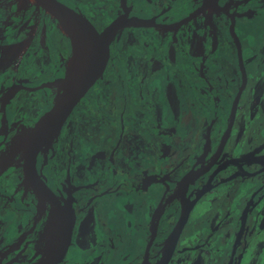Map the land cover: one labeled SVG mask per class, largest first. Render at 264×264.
<instances>
[{"label": "flooded vegetation", "instance_id": "obj_1", "mask_svg": "<svg viewBox=\"0 0 264 264\" xmlns=\"http://www.w3.org/2000/svg\"><path fill=\"white\" fill-rule=\"evenodd\" d=\"M58 1L90 18L106 34L111 53L105 72L61 130L38 144L39 177L52 191L69 192L67 201L78 213L58 264H107L111 258L108 264H161L171 229L189 208L181 244L166 264H204L235 242L241 249L234 263L243 264L249 255L250 264H264V161L258 163L264 156V0H159L167 12L155 10L154 0H147L146 10L135 4L145 0H93L92 6L90 0ZM222 8L237 17L247 70L234 116L242 71L228 32L229 15ZM95 11L107 18L98 21ZM142 18L150 27L143 26ZM85 40L77 42V65ZM151 45L156 49L149 50ZM223 47L233 71L217 60ZM73 51L74 37L40 3L0 0V264H32L57 254L64 219L72 220L69 206L65 213L57 210L33 185L24 158L31 129L72 80ZM157 76L164 80L153 89L152 99L138 102L143 84ZM100 111L104 117L94 119L91 112ZM106 115H113L118 125L113 141L107 136ZM232 117L229 141L222 146ZM154 128L158 131L152 143L148 129ZM236 153L242 163L227 164ZM140 158L147 165L143 174L135 167ZM158 158L169 160L168 170L155 174L151 163ZM87 162L91 169L103 163L113 167L110 178L113 171L123 175L126 167L134 173L127 184L118 177L113 185L100 175L89 178ZM247 163L250 171H242ZM181 164L187 166L179 175ZM193 168H205L204 174L184 180ZM240 180L251 182L242 197L241 189L234 195L224 191L239 187ZM13 185L19 189L11 195ZM168 190L174 192L165 196ZM52 214L59 221L57 250L48 253L45 230ZM113 227L122 229V238H115ZM251 245L255 257L248 251ZM130 249L135 254L126 257Z\"/></svg>", "mask_w": 264, "mask_h": 264}, {"label": "water", "instance_id": "obj_2", "mask_svg": "<svg viewBox=\"0 0 264 264\" xmlns=\"http://www.w3.org/2000/svg\"><path fill=\"white\" fill-rule=\"evenodd\" d=\"M35 1L37 4L40 3L47 12L51 13L52 15H55L61 21V24L70 33V35L80 39V41L81 39H86L85 41H83V45L86 49L85 54L82 56V61L79 63V65L75 67L76 70L75 72L77 73L76 78L75 79L73 78L70 81V83L66 84L65 90L61 93L59 97H57L54 100L53 106L38 119V121L31 129L30 137L27 141V146H26L27 150L24 158L26 174L30 177L33 185L43 190L40 192H42L43 194L49 197L51 204L55 206L57 210L59 211L64 210L65 213L66 208L69 206L71 208V212L73 211V216L71 221L70 218L68 217L64 219L66 225H65V230L61 235L62 238L61 250L57 254H54L52 257L45 258L40 262L38 260L32 263V264H58L59 259L68 250L71 231L74 226V220L76 222V219L78 218V213L76 212L73 203L67 201V199L71 198L69 192L64 191L65 193L64 192L57 193L55 191H52L51 188L39 177V173L37 170V152H38L37 150L39 146L38 144L40 143V140L43 139L44 136L48 135L50 137L52 134L57 133L61 130L62 126L67 121V119L69 118L75 107L80 103V101L84 98V96L87 94L90 88L105 72L111 53H110V46L106 34L101 33L98 26L86 15L58 0H35ZM130 2H132V0H124L125 4H130ZM218 5L221 7L219 3ZM222 10L225 9L222 8L221 11ZM163 11L167 12L165 8L163 9ZM223 13L229 15L230 21H228V32L231 36L229 37L232 39L236 47L237 60L239 62L242 71V83L237 91L235 103L233 106V116H234L235 107L238 105L241 97H243V93L247 84V70L245 67V60H244L241 40L236 32L237 17L235 16V14L234 15L230 14L227 10H225ZM146 21H147L146 19L145 20H143V18L141 19L143 26L150 27V25L146 24ZM173 26H177V24ZM228 48L229 51H231L230 45L228 46ZM234 119L235 117H232L230 124L227 128L226 134L222 138V146L223 145L225 146L226 143H228L229 141V136L231 134V128L233 126ZM257 136L263 139V136L258 133ZM232 149H234V151H241L236 147H233ZM260 152L261 150H258L252 154H256ZM217 156L218 155H216V157ZM240 157L241 156H239L238 153H236V155H234L229 159L227 164L239 163L240 165L242 163L239 160ZM262 161H264V156L258 159V163H261ZM186 166L187 164L186 165L181 164L180 167L182 168L178 171L179 175H181V173L186 169ZM142 167H147V165L144 164ZM243 169L244 171L249 172V170H247L246 168ZM129 171L131 173L132 167L130 168ZM204 171L205 168H198V169L193 168L186 173L183 179L190 180L197 175H198L197 177H199L204 174ZM155 174H158V171L155 172ZM173 192L174 191L168 190L165 192V196L168 194H173ZM204 193H206V191H203V194ZM57 196H59V198ZM186 198L188 199V197ZM190 212H191V208L185 209L183 215L179 217V220L176 222L173 229H171L172 232H170L171 234L167 240L168 242L165 243L166 253L163 257L161 264H166L167 261L171 258V256L174 255L178 244L179 245L181 244V239L183 236L184 229L187 226ZM159 220L155 224V227L159 226ZM69 221L71 222L70 224ZM155 236H156V228L152 229V237L150 243L154 241ZM210 243L212 242H207L206 245H209ZM240 249H241L240 246H238V244L235 242V244L231 249H229L228 247L219 249L216 252V256L213 257L211 260H207L204 264H237L234 263V255L235 252ZM248 251L250 255L255 256V247L251 245L248 248ZM262 252H263L262 255H264V250ZM249 257H250L249 255L245 256V261L243 264H250ZM112 259L113 258H111V260ZM110 261L108 260L107 264L110 263ZM135 261H138V258H136ZM239 264H242V260H240Z\"/></svg>", "mask_w": 264, "mask_h": 264}, {"label": "rangeland", "instance_id": "obj_3", "mask_svg": "<svg viewBox=\"0 0 264 264\" xmlns=\"http://www.w3.org/2000/svg\"><path fill=\"white\" fill-rule=\"evenodd\" d=\"M90 1L91 2H89L88 5H91L92 6L93 5V2H92L93 0H90ZM158 1L159 0H154L153 3H152V7H154L155 10H157V11H162L163 12L162 7L158 4ZM135 4L138 5L140 8H143L145 10L149 7V4H147V0H145L144 3L137 4L135 2ZM94 14H96V16H94V17L98 21H100L102 18H104V19L107 18V17H104V16H99L101 14V11H95ZM260 22H261V26H264V20H262ZM153 48L156 49V47L154 45L153 46L151 45V47H149V50H152ZM7 49L12 50V47H8ZM47 70L48 69L46 67L42 72H45ZM180 74H181V72H180ZM163 80H164V76L163 77L157 76V77L152 78V79L148 78L147 79V82L145 84H143V86H145L144 93H142L143 97L141 99H139L138 102L145 103L146 96H148V97H150L152 99L153 89L156 88L157 85L161 81H163ZM128 82H131V81L128 79L127 82H125V85L126 86H129V83ZM129 94H130V92H129ZM146 106H148V103L146 104ZM91 113H92L93 118L96 119V120L99 119L100 117H104V115H105V113H103V111H100V112H91ZM189 113H191L192 115H194V113H193L192 110H189ZM106 116H107V120H106L107 121V124H105V127H106V130L107 129H110V131H111V133L110 134H107V136L111 138L110 141H113L114 135L116 134L117 131H119L118 125L115 123L114 119H112V118H114L113 115H110V116L109 115H106ZM147 127H148V125H147ZM148 131L153 134V137H152V143H153V139L155 138V136H157L156 135V131H158V130H155V128H154L153 131L150 130V129H148ZM84 156H86V154H84ZM158 159H160L161 161H157V160H154V159L152 160V163L151 164L154 165V167H153V169L151 168V172L153 170H157L158 172H160L161 170H163V171L164 170H168V167L166 166L165 162H169V160L166 159V158H158ZM146 160L150 163V158H148ZM139 163H141V164H139L140 166H137V165L135 166L136 167V170H138V174H140V173L143 174L144 172H146V170H142L141 168H143L142 166L145 164V160H143L142 158H140L139 159ZM92 165H93L92 163L87 162V166L86 167H87V175L89 176V178H95L97 175H100L101 177H104V178H110V175H109L108 172H110L113 167L107 169L108 165L106 163H103L101 167H98L97 164H96V166H94L91 169ZM243 166L244 167H242V168H246L247 170L250 171V167L249 166H251V163H247L246 165L243 164ZM46 170H50V169L49 168H46ZM129 170L130 169L126 167V170H125L124 174L123 175L121 174L120 177L118 176V174H115V172L113 171L112 172V175H111V178H110V181H109L110 184H113L114 185L115 184V180L118 177L119 178L117 179V181L121 182V184H127L128 181L130 180V176H129L130 171ZM242 171H244V169H242ZM119 172H120V170H119ZM131 173L133 174L134 172H131ZM168 173L169 172H167L166 175ZM241 178H243V177L242 176L239 177V179H241ZM2 180H3V178H0V187L3 186V183H4ZM238 183H239L238 184L239 187H236L234 185H232V186L230 185V187L229 188H226V190H224V191H228V193H233V195H234V193L238 189H241V191H238V193H239V196L238 197H242L244 191L248 192L247 189H248V186L251 184V182H247L246 183V182L240 180ZM18 189H19V186L13 185V189L11 188L9 190V192H10L11 195L13 194V192H16V194H17V190ZM94 193H98V191H90V194L91 195H93ZM219 194L220 193H218L217 195H219ZM17 198H18V196H17ZM8 204H10V201L8 202ZM11 204H12V207L14 208L13 202H11ZM20 204L23 205L24 203L23 202H20ZM15 209H17V208H15ZM14 216H18V215H16V213H15ZM131 219L134 220V217L133 216H129L128 217V220L130 221ZM111 225L113 226L112 223H111ZM113 230L117 232V234L115 236L116 239H120V238L123 237L124 232L122 231L121 228H114L113 227ZM47 252L49 253L50 251L47 250ZM134 254H135V250L134 249H130L129 251H127L125 253V256L126 257H131Z\"/></svg>", "mask_w": 264, "mask_h": 264}, {"label": "bare ground", "instance_id": "obj_4", "mask_svg": "<svg viewBox=\"0 0 264 264\" xmlns=\"http://www.w3.org/2000/svg\"><path fill=\"white\" fill-rule=\"evenodd\" d=\"M78 41H80V39L74 37V50H75V52L73 51L74 52V55H73L74 57H73V60L71 59L72 61L70 63V67H69V74L72 77V79L73 78L75 79L76 78V74H77L75 72L76 71L75 70V64L77 62V59L75 60V58H76L77 51H78V49H77V46H78V43L77 42ZM76 66H77V64H76ZM58 226H59V221H58L56 215L55 214L54 215L52 214L51 217H50V219H49V221H48L46 230H45V236H47L46 249L48 251H54L56 249V247H57V231H58L57 228H58ZM59 235H60V233H59ZM55 252H52L51 253V256H53L55 254Z\"/></svg>", "mask_w": 264, "mask_h": 264}, {"label": "trees", "instance_id": "obj_5", "mask_svg": "<svg viewBox=\"0 0 264 264\" xmlns=\"http://www.w3.org/2000/svg\"><path fill=\"white\" fill-rule=\"evenodd\" d=\"M224 50H220L219 54H218V57H217V60L220 64H223V63H227V65L225 66L227 69H230L231 71H233L232 68H230L229 66L232 65V60L231 59H225L226 58V54L227 53H224L226 52L225 50H227L226 47H223ZM228 51V50H227ZM221 54V55H220Z\"/></svg>", "mask_w": 264, "mask_h": 264}, {"label": "crops", "instance_id": "obj_6", "mask_svg": "<svg viewBox=\"0 0 264 264\" xmlns=\"http://www.w3.org/2000/svg\"><path fill=\"white\" fill-rule=\"evenodd\" d=\"M7 46H9V45H7ZM23 51L25 52V51H26V49H24Z\"/></svg>", "mask_w": 264, "mask_h": 264}]
</instances>
